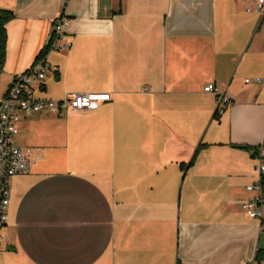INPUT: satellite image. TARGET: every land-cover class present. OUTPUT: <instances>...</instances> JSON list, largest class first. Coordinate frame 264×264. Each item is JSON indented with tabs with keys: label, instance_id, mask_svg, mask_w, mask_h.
I'll use <instances>...</instances> for the list:
<instances>
[{
	"label": "crops",
	"instance_id": "obj_1",
	"mask_svg": "<svg viewBox=\"0 0 264 264\" xmlns=\"http://www.w3.org/2000/svg\"><path fill=\"white\" fill-rule=\"evenodd\" d=\"M254 2L0 0L13 14L7 87L65 8L70 46L47 55L36 96H112L95 111L19 121L14 143L32 153L28 173L9 181L0 264L254 262L264 221L240 209L256 179V156L242 148L264 142V20L246 12ZM208 84L231 100L218 119Z\"/></svg>",
	"mask_w": 264,
	"mask_h": 264
},
{
	"label": "built area",
	"instance_id": "obj_2",
	"mask_svg": "<svg viewBox=\"0 0 264 264\" xmlns=\"http://www.w3.org/2000/svg\"><path fill=\"white\" fill-rule=\"evenodd\" d=\"M247 13H256L264 20V0H255L254 5L246 9ZM68 17L65 8L56 15L50 34L51 43L48 54L69 48V43H61L65 36V26ZM47 54V55H48ZM46 56L40 57L25 72L12 78L5 94L0 99V230L8 220V205L10 199L9 181L12 177L26 174L30 167V148L15 145L14 137L18 134V123L21 119L35 114L64 115L71 112L95 111L110 102L112 96L107 92H90L67 94L59 100L36 96L51 66ZM261 79H247L246 84H260ZM204 92L214 96L215 113L223 114L231 105V100L220 93L213 84H208ZM256 179L246 186V191L255 193L240 204V209L249 217L264 221V150L258 148L255 157ZM0 242V250H1ZM245 264H254L253 261Z\"/></svg>",
	"mask_w": 264,
	"mask_h": 264
},
{
	"label": "trees",
	"instance_id": "obj_3",
	"mask_svg": "<svg viewBox=\"0 0 264 264\" xmlns=\"http://www.w3.org/2000/svg\"><path fill=\"white\" fill-rule=\"evenodd\" d=\"M13 18V14L10 11L7 10H3L0 9V69L2 67L3 64V60H4V55H5V44H6V28L5 25ZM50 43H51V38L49 37L47 43L44 45V47L39 51L38 55L36 56V60L37 61L40 57H44L48 54L49 51V47H50ZM56 78H58V75H56ZM9 86V85H8ZM213 118L214 119H218L217 114L214 112L213 114ZM207 147L206 144H199L197 146V148L195 149L193 156L189 162V165H191L197 154L199 153V151L203 148ZM263 148L264 150V142L262 143V145L260 146ZM244 149L246 150H250L252 152V156L255 157L257 155V151L258 148H247L245 147ZM262 261H264V246L261 248H258L257 251L255 252L254 255V262L256 263H261Z\"/></svg>",
	"mask_w": 264,
	"mask_h": 264
},
{
	"label": "rangeland",
	"instance_id": "obj_4",
	"mask_svg": "<svg viewBox=\"0 0 264 264\" xmlns=\"http://www.w3.org/2000/svg\"><path fill=\"white\" fill-rule=\"evenodd\" d=\"M7 84L6 80L3 78V76H0V98L4 91L6 90Z\"/></svg>",
	"mask_w": 264,
	"mask_h": 264
},
{
	"label": "water",
	"instance_id": "obj_5",
	"mask_svg": "<svg viewBox=\"0 0 264 264\" xmlns=\"http://www.w3.org/2000/svg\"><path fill=\"white\" fill-rule=\"evenodd\" d=\"M242 148V147H241ZM242 149H244V148H242Z\"/></svg>",
	"mask_w": 264,
	"mask_h": 264
}]
</instances>
